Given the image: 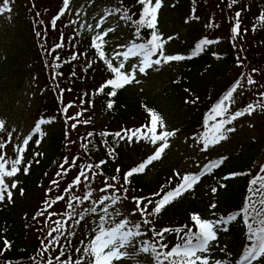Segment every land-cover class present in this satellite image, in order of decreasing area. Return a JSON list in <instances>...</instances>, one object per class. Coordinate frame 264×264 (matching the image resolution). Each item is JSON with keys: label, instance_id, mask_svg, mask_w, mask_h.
<instances>
[{"label": "trees", "instance_id": "trees-1", "mask_svg": "<svg viewBox=\"0 0 264 264\" xmlns=\"http://www.w3.org/2000/svg\"><path fill=\"white\" fill-rule=\"evenodd\" d=\"M19 1H21L22 10L19 13L20 19L15 24V30L16 36L22 40V43L13 49L8 47L7 58L4 63H10V71L15 77L20 78L18 84L22 82L24 77H28L31 82L33 76L38 79L37 84L34 85V87H38L40 94V100L37 99L40 103L38 112L41 118L50 120L51 124L56 123V127L51 129L52 133L46 136L37 133L28 146L21 147L25 149L21 164L23 168L28 166L27 179L29 180L31 197L40 196L57 175L63 161L65 143H68L67 134L72 135L73 139L80 143L71 156V163L75 159V165L72 163L71 167L76 168L78 173L79 168H84L85 165H96L100 161H105L99 168L94 167L92 172L95 175L103 176L108 183H116L117 188L121 189L119 194L129 201L133 208L135 206L133 197H146L155 200L159 197H153L152 194L158 192L162 186L166 191L175 187L179 182L175 173L181 175L199 174L189 170L175 171L174 174H170L161 169L152 174L154 166L151 164L143 173L129 177L130 182L125 185L123 179L125 173L148 158V155L144 157L142 155L144 152L139 154V151L145 147V144H151L143 140L139 142L135 139L129 141L125 135V130L134 131L148 124L150 120L148 109L154 110L164 119L167 108L156 97L145 95L134 88L132 86L134 82L118 89L117 95L114 97L107 96L110 88H105L104 93H99L97 90L108 79L113 78V74L92 47L91 41L96 34L88 31L79 21L74 20L68 10L56 21V25L53 27V19L47 20L44 17V4L39 3L38 0H31L30 4H28V0ZM117 1L123 13L127 12L133 20L142 13V6L138 0ZM192 1L194 3L193 9H195V11L191 10L192 15L198 16L199 20L208 24L207 14L204 11L205 2L203 0ZM218 1L217 3L222 2V12L225 9L228 11V22L227 24L224 23L227 30L224 29L226 35L223 47L218 51L214 49L215 44H213L208 46L199 56L179 61L178 71L169 84L173 97L169 106L172 104L179 105V117L175 118L173 122L180 123L185 116L187 131L197 143V137L206 130L204 123L209 112L237 80H240L242 87L234 94L235 103L232 104L230 112L233 111L235 105L241 110L248 103L255 104L256 98L264 103V97L260 96V93L264 92V26L258 20L259 15L264 13V0H239V3L233 5L232 8L228 7L230 0ZM181 2L178 1L179 4ZM183 4L187 3L183 2ZM190 6V4L184 5L186 8ZM62 8L63 0H59L57 15ZM237 11L241 12V34L233 40L231 28L235 22ZM57 15L55 14L54 17ZM130 22L135 35L136 26L132 21ZM209 23H212L211 19ZM158 25L157 21V31L161 34ZM254 26L255 31L253 30ZM150 34V29H142L139 37L135 35L137 42H144L150 38ZM214 34V30L204 33L203 29H198L197 34L189 40V51L185 56L191 55L195 45L202 38L207 37L216 40L212 37ZM57 43H62L63 47L53 51ZM104 51L106 58L111 59L105 48ZM213 53L217 55L214 56ZM73 55L77 59L73 60ZM89 64L91 67L88 66ZM113 64L118 66L114 61ZM231 69L236 71L234 75L230 74ZM253 69L257 71L253 72ZM244 74H247L248 77L251 76L256 83L249 85L247 80L241 79ZM54 76L55 78H53ZM250 89H252V93L249 92ZM109 100L114 102L111 109L107 108ZM69 105L71 107H68ZM66 107L67 111L65 112ZM263 111L264 108L259 109V114ZM77 113L80 115L77 116ZM183 113L184 115H182ZM97 116L102 117V119L91 122L90 128L78 127L83 124V121L89 119L94 121ZM0 120H2L1 117ZM76 121L78 123L73 128L72 125ZM58 124H61L59 128H57ZM233 125L234 122L227 127L233 128ZM48 130L50 129L48 128ZM41 131L44 134L45 130L42 129ZM33 132L29 135H32ZM118 132L125 138L116 137L115 133ZM101 133L105 135H101ZM9 134L12 133L6 126L4 131H0V143L5 145L3 149L6 148V145L12 146L11 135L9 136ZM128 135H131V131H128ZM37 140L39 143L36 142ZM82 145L91 146V150L89 151ZM198 145L203 147L200 143ZM248 147L254 151L252 154L241 158L239 162L228 165L222 164L219 168L214 169L212 174L202 176L203 179H207L205 187L202 188V193L196 192L195 185L194 190L168 205L158 216L147 217L152 220V224L142 225L141 231L147 233L146 236H142L143 240H152L153 231L151 229L153 228L160 230L187 225L193 231L197 230L194 222L191 221V215L199 214L204 219L201 204L198 202L202 194L206 197L211 196L219 207V214L228 210L229 216H231L239 211L249 196L250 180L257 174L264 175V172H261V169L264 168V160L261 162L259 159L260 155L264 154V134L252 140ZM3 149H0V154L6 155ZM36 153H40V155L37 156ZM136 153L138 154V161L133 157V154ZM237 155L241 156L243 152L239 151ZM17 156L18 152L16 158ZM85 171L88 170L85 168ZM231 173H242V175L225 179ZM113 176L117 178L116 181L111 180ZM170 178L171 182H169ZM221 185L224 186L221 187ZM123 188H127L126 193ZM213 188H216L217 191L213 192ZM110 190V195H112L113 190ZM94 202L98 201L91 199V207ZM28 203L25 201L24 206ZM96 206L98 212L103 207L98 203ZM151 207L149 205V211H151ZM109 211L111 210L109 209ZM87 216L90 217L85 213V218ZM137 216L139 217L138 222L142 223L140 215L137 214ZM25 218V212L18 220L0 217V250H2L0 252V264H48L49 259L52 260L53 264H57L55 258L60 255L62 248L66 251L65 255L60 257L61 261L68 257L75 261L82 256V250L80 253L75 252L76 248H80L79 245L75 244V238L81 241L90 232L89 227L81 228L82 222L79 225L76 223L73 226L64 225L62 230L64 235L60 236L59 244L49 243L53 236L60 235L59 233H52V236H49L48 234L52 230L50 227H46L42 235L27 243L26 238L29 234L28 225L24 223ZM96 219L98 216L92 214L91 227L93 226L92 221ZM226 226L233 233L236 242L241 240L242 243L244 242L240 257H236L235 260L233 256L228 257L229 263L235 264V262L238 263L249 243L247 241V229L242 217H237L235 221L229 222ZM69 232L76 234L69 236ZM65 237L68 239L66 240ZM5 240L10 242L11 248H5ZM164 242L169 245L170 249L178 242V237L174 232L166 233ZM220 248L227 254H232L230 246L226 248L220 246Z\"/></svg>", "mask_w": 264, "mask_h": 264}, {"label": "rangeland", "instance_id": "rangeland-1", "mask_svg": "<svg viewBox=\"0 0 264 264\" xmlns=\"http://www.w3.org/2000/svg\"><path fill=\"white\" fill-rule=\"evenodd\" d=\"M44 4V17L47 20L54 18L57 15V8L59 5V0H38ZM178 1H182L181 4ZM206 4L204 8L206 17L211 19L213 27H206V23L198 19H190L192 16L191 10L193 9L192 0H163V6L161 7L158 14V28L161 32L163 38L167 39L172 37L165 44V54L174 55L181 54L185 55L189 51V40L194 35L197 34L198 29H203L204 33H209L214 30L215 34L213 38L218 39L219 42L213 47L215 50H220L223 47L225 32L227 26L224 24L228 22V11L225 9L222 12V2L218 0H203ZM227 1V0H226ZM23 2V1H22ZM186 2L187 4H183ZM31 0H28V4ZM41 4V5H42ZM191 5L189 8L184 7ZM0 5H2V0H0ZM10 12H5L0 14V117L5 121V126L11 131L12 146L6 145L3 151L6 152L5 158L11 160L13 157L16 158L18 149L21 148L23 138L30 134L36 125V123L42 119L38 109L40 94L38 93V87H34L37 84L38 79L33 76L32 82L27 78H23L20 82V78L15 77L10 71V63L6 62L8 47L11 49L17 47L22 43V40L16 36L15 24L20 19V11L22 10L21 1L10 0ZM120 7L117 0H71L68 12L72 14V18L79 21L88 31L94 34L106 31L111 28L114 29L110 32L107 37H105L104 48L107 51L109 57L117 64L121 62L120 59H114L115 52H123L127 50V47L132 42H137V38L134 35L131 22L122 19L123 11L114 12L112 15H107V12L112 9ZM102 17H106L100 27L97 24L101 21ZM198 17V16H196ZM210 17V18H209ZM187 21V22H186ZM49 22V21H48ZM217 24H220L217 27ZM222 24V25H221ZM91 26V27H89ZM122 46V47H118ZM156 57H153L155 59ZM122 59V58H121ZM139 57H130L128 61H125V72L131 71V67L139 64ZM179 61L170 62L167 64L162 63L160 66H154L147 70L146 73H136V79L139 83H134L132 86L138 89L145 95L151 97H156L158 101L167 108L165 110V124L166 129L177 130L176 135L169 138V147L165 150L162 157L154 161L152 166V174L157 172L158 169L163 171H168L170 174H174L175 171H193L200 172L204 167L211 161L218 160L221 157H227L224 161V165L231 164L233 162H239L241 158H245L248 154H252L254 151L248 147V144L255 138H259L264 134V111L259 114V109L253 112L251 115H244L237 120L233 121L235 128L234 132L227 133L228 138L221 141L219 144L207 151H202L201 146L190 137L187 131V124L184 118L180 123L173 122L175 118L179 117V105L172 104L169 106L170 101L173 99L172 91L169 88L170 82L175 77L176 72L179 68ZM235 70L231 69L230 74L234 75ZM248 75L244 74L241 79L247 80ZM225 89V88H224ZM252 93V89L249 90ZM256 101L258 99L256 98ZM262 102V101H260ZM234 104V103H233ZM239 110V107L235 105L233 111ZM168 112V113H167ZM185 113V112H184ZM184 113L182 115H184ZM190 113V112H189ZM164 118V119H165ZM102 117L97 116L94 121L88 120V123H83L79 125V128L91 127V122H97L101 120ZM78 122L76 121L75 124ZM61 124L57 125L59 128ZM56 127L55 124L47 123L41 125V130L44 129V135L52 133V128ZM48 128L50 130H48ZM48 130V131H47ZM68 143L64 146V157L62 164L65 166L59 169L55 184H48L46 190L40 196L31 197L29 190V180L27 179V174L23 171V166H18L20 171L13 178H6V182L11 185V183L18 182L17 188L9 190L12 192V200L9 202L7 197L3 203H0V217L15 218L18 220L20 216L25 212L26 218L24 223L28 225V234L26 242L29 243L32 239L37 238L42 235L45 231V227L54 228L56 227L55 221L59 220L67 226H73L74 219L81 213H85V209L91 208L92 201H98L104 195H110L111 190L108 189L106 192L100 189L105 186L106 179L101 175H95L92 171L88 172L90 179L85 181L81 177L82 183L79 185H73L70 191H65L70 184H72L73 179L77 176V170L70 167L71 156L74 150L80 144L75 141L72 135L67 134ZM152 144H145V147L139 151V154L145 157L152 154L155 147ZM90 151L91 146H87ZM243 152V155L238 156V152ZM135 160H139L138 154H133ZM263 154L260 155L259 159L262 160ZM258 159V160H259ZM67 161V162H66ZM68 165V166H67ZM67 166V167H66ZM10 168V165H8ZM65 169L67 171L65 172ZM207 179H201V181L196 185V192L202 193V188L205 187ZM20 189H23V194H21ZM56 191L59 195L65 197L63 201H59L54 204L51 208H46L45 201L55 200L57 196L49 191ZM91 192V197L87 200L84 197ZM120 195L119 193H117ZM50 195L49 199L46 197ZM73 196L80 197V201L72 200ZM75 207L76 215L71 219L66 215L67 212H71L72 209L67 208V202L70 201ZM25 201L29 202L24 206ZM198 202L201 204L203 210L204 219L216 221L221 219H226L225 216L218 214L219 207L212 200L211 196L206 197L201 195ZM110 203V202H108ZM216 205L215 208H211L210 205ZM103 206V205H102ZM133 206L129 201L122 198L115 206L110 208L111 211L119 210L121 216L117 217V220L127 217L128 219L138 222L139 217L137 215H131ZM44 212V215H37L39 212ZM224 215L229 214L228 210L222 211ZM50 213H55V215H49ZM88 223L82 222L81 228L89 227L91 229V216L85 218ZM227 228V231L223 229ZM218 239L212 242L210 250L205 255L210 258V264H214V261L220 260L222 264H230L228 257L234 258L240 253L242 249V240L236 242L233 233L228 230L226 225H221L220 230L217 231ZM83 244L80 243L78 239L75 238V244L79 245L82 253L83 246L87 244L89 237L85 235L83 239ZM138 240H143L139 237ZM141 245L136 244L135 247H128L126 251L129 253V257L121 260L119 262L114 261L113 264H154V259L150 253H140L138 248ZM220 246H230L232 254H227L224 252ZM253 264H257L254 262Z\"/></svg>", "mask_w": 264, "mask_h": 264}, {"label": "snow or ice", "instance_id": "snow-or-ice-1", "mask_svg": "<svg viewBox=\"0 0 264 264\" xmlns=\"http://www.w3.org/2000/svg\"><path fill=\"white\" fill-rule=\"evenodd\" d=\"M139 4L142 6V13L135 20L132 19V16L128 15L125 12L122 16V19L127 21H132L136 26L135 35L140 36L142 29H150L151 34L150 38L145 40L142 43L132 42L126 51L115 52L114 59H120L121 62L118 66H114L113 60L106 58V53L104 51L105 37L108 36L110 32H113L114 29H107L97 33L92 39V47L96 50L100 59L105 63L108 70L113 74V78L108 79L105 84L100 87L97 91L99 93H104L105 88H110L111 90L107 92V96L114 97L117 95V90L125 87L126 85L132 84L133 82L139 83L136 79V73H146L148 69L153 68L154 66H160L162 63L167 64L174 61H184L186 59H191L192 57L199 56L206 48L210 45L216 44L219 41L209 39L207 37L202 38L194 47L190 56H185L181 54L169 55L165 54L164 48L165 44L173 39L168 37L167 39L163 38L161 34L157 31V21L158 14L163 6V0H138ZM71 0H63V8L59 14L53 18L52 26L55 27L56 21L64 15L65 11L69 9ZM239 3V0H230L228 7L232 8L233 5ZM10 0H2V5H0V14L5 12H10ZM121 9L116 8L109 10L107 15H112L114 12H120ZM195 11V9H193ZM241 12L237 11L235 13V22L232 25V39L235 40L241 34V22H240ZM106 17H102L101 21L97 24V27H100ZM190 19H198L196 16H192ZM261 25L264 26V13L260 14L258 17ZM187 22V21H186ZM212 23L206 25V27H213ZM91 27V26H89ZM218 27V25H217ZM255 31V26L253 27ZM246 31V30H245ZM37 35H40L37 33ZM63 47L62 43H57L54 46L53 51ZM122 47V46H118ZM213 55H217L213 53ZM130 57H139V64L131 67V71L125 72V61H128ZM153 57H156L153 59ZM122 58V59H121ZM217 58H219L217 56ZM59 59V57H56ZM72 59L75 60L77 57L72 56ZM91 67V64L88 65ZM257 71L253 69V72ZM55 78V76L53 77ZM247 83L253 85L256 81L249 76L247 78ZM242 87L240 80H237L223 95L222 99L214 105V107L209 112L205 123V131L197 137L198 143L202 144V151H207L209 148L214 147L219 144L221 141L228 138L227 133L234 132L235 128L227 127V125L232 124L233 121L244 115H251L257 109L264 108V103L257 101L255 104L248 103L243 109L237 110L235 112H230V108L233 103H235L234 94L238 92V89ZM261 97H264V92L260 93ZM187 102V101H186ZM193 103L195 101H192ZM113 101L109 100L107 103V108L111 109L113 107ZM68 107H71L69 105ZM67 111V107L64 109ZM149 113V123L143 125L141 128L136 130H125V135L129 141L135 139L139 141H147L152 145L156 146L152 155H150L145 161L141 162L138 166L128 170L124 175V184H128L129 177H132L135 174L143 173L146 168L151 165L154 161L159 160L165 150L169 147V138L176 135L177 130H166V124L163 117L156 113L154 110L148 109ZM80 113H77L79 116ZM51 123L50 120L40 119L35 127L32 135H29L23 140V145L28 146L29 142L33 140V136L39 133L41 136L44 134L41 131V125ZM83 123H88V121H83ZM73 128L76 127L74 123ZM5 121L0 120V131H4ZM128 131H131V135H128ZM11 134H9L10 136ZM101 135H105L101 133ZM116 137L124 139V136L121 134L115 133ZM39 143V140L36 141ZM107 143V141H104ZM5 145L0 143V149H3ZM82 147L87 148V145H82ZM25 149H18V156L15 159H6L3 154H0V203L7 200L11 202L12 192L9 190V187L12 189L17 188L18 182H13L9 186L6 182V178H13L20 171L18 167L23 162V153ZM114 151V150H113ZM35 155L39 156L40 153ZM227 157H221L218 160L209 162L203 169L200 174H184L175 173L176 177L179 178V182L175 187L165 190L162 186L161 189L153 193V197H159V199H149L146 197H133L135 206L131 211V215L135 216L140 215L142 223L134 222L127 217L117 220V217H120L122 214L119 210L109 211L110 208L115 206L118 202L121 201L122 196L117 193L120 192V188H117L116 183H108L105 181V186L100 190L106 192L108 189L113 190L112 195H104L94 202L91 208L85 209V213L88 215L95 214L98 216V219L92 221V227L90 232L86 235L90 236L91 239L83 248V254L79 259L73 261L71 257L66 258L61 261L60 257L65 255L66 249H61L60 255L55 259L57 264H113L114 261L119 262L129 257V253L126 251L128 247H135L137 243L141 246L138 248L140 253H150L153 256L154 264H210V258L208 255H205L209 252L212 242L217 239V231L220 230L221 225H227L231 221H235L237 217H242L243 223L247 229V241L249 242L243 252L242 257L239 259L238 264H264V175L257 174L250 180L248 192L249 196L246 198V202L243 207L237 211L235 214L228 216L227 219H221L216 221H211L203 219L199 214H192L191 221L194 222L196 226L195 231L191 228H188L187 225L177 228H163L160 230L151 229L153 231L152 240H138L139 237L146 236V232H142V225H151L152 220L147 217L158 216L168 205L173 203L175 200L179 199L186 193L194 190L195 185H197L202 176L212 174L214 169L219 168ZM67 162V161H66ZM73 165H75V159L73 160ZM105 161H100L96 165H85L84 168H79L78 175L73 179L72 184L68 186L65 191H70L73 185H79L82 183L81 177L85 181L90 179L88 172L92 169L99 168L101 164ZM10 165V168L8 167ZM61 168L64 165L60 166ZM85 168L88 171H85ZM23 171L25 174L28 172V166L24 167ZM67 169H65V172ZM119 171V169H117ZM261 172H264V168L261 169ZM61 173H57L60 175ZM242 175V173H231L229 176H226L225 179L231 177ZM116 177L111 178L112 181H116ZM171 182V178L170 181ZM53 184L57 181H53ZM224 185H221L223 187ZM21 194H23V189H20ZM51 191V189H49ZM123 191L126 193L127 188H123ZM213 192H216L217 189L213 188ZM163 193V195H161ZM91 192H89L84 199L87 200L91 197ZM64 196L58 195L55 200L45 201L46 208H51L54 204L59 201H63ZM72 200L80 201V197L73 196ZM82 203V201H80ZM110 202V203H105ZM97 203L103 205L97 211ZM143 205V207H141ZM149 205H151V211H149ZM211 208H215L216 205H210ZM67 208L72 209L71 212H67L66 215L71 219L76 215L75 207L70 201L67 202ZM45 213L39 212L37 215H44ZM55 215V213H50ZM80 218L75 221L77 225L84 221L85 224L88 221L85 219V214H79ZM56 227L52 228L49 232V236H52V233H59V236H53L50 244H59L60 236H63L64 223L57 220L55 221ZM187 228V231H185ZM227 231V228L223 229ZM175 233L178 237V242L175 243L169 249V245L164 242L166 233ZM183 233V234H182ZM75 232H69V236H74ZM182 234V235H181ZM158 238V239H157ZM67 240L68 238L65 237ZM70 243V240L68 241ZM81 244L84 243L83 240L80 241ZM5 248H11L10 242L7 240L4 241ZM2 252V250H0ZM75 252L80 253L81 249L76 248ZM86 257V259H85ZM48 264H53L52 260H48ZM214 264H222L220 260L214 261Z\"/></svg>", "mask_w": 264, "mask_h": 264}]
</instances>
